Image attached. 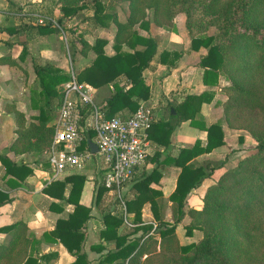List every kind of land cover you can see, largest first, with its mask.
I'll list each match as a JSON object with an SVG mask.
<instances>
[{
	"label": "trees",
	"instance_id": "1",
	"mask_svg": "<svg viewBox=\"0 0 264 264\" xmlns=\"http://www.w3.org/2000/svg\"><path fill=\"white\" fill-rule=\"evenodd\" d=\"M57 1L60 2L63 16H72L82 8L90 6L93 13L89 18L94 24L106 26L109 21H114L117 25L115 44H144L143 48H136L131 52L122 50L117 44L115 52L109 55L104 50L107 42L104 37L97 36L89 43L81 32L74 36L81 43L84 53L90 49L95 53L91 62L75 73L78 82L100 87L120 74L128 79L127 88L115 83L114 91L103 104L95 102L101 106L106 117L119 114L123 108L128 110L123 115L130 114L142 99L149 96V86L144 81L142 70L155 53L156 42L150 36L140 35L133 25L139 21L142 26H147L148 20H144L147 8L152 11L153 21L170 26L174 25V16L183 12L191 47L197 49L203 45L207 48L199 61L204 67L203 81L216 83L219 73L225 75L229 83L224 86L227 94L224 112L234 123L248 130L256 140L248 153L235 165L221 172L206 187L200 208L187 207L185 201L189 191L199 185L219 164L194 165L190 160L198 153L209 151L224 142L220 122L206 126V145L200 146V140H196L192 146L180 148L174 160L181 169L175 188L169 194V199L173 202V221L160 219L153 207L154 216L159 219L157 229L160 239L152 236L143 239L144 234H141L126 241V234L116 235V228L122 222L121 216L106 212L103 214L105 227L100 235L105 238L113 237L117 248L102 254L96 264H110L118 258H129V264H264V122L261 132L254 128V112H264V76L259 77L261 73L264 74V0H127L129 12L124 21L117 19L113 6L106 11L103 0ZM49 25L51 21L39 28L46 30ZM210 28H213L212 32H209ZM170 54L173 52L162 50L159 59L165 63H173L168 57ZM35 72L40 84L39 92L49 106V100L53 96H59L56 84L68 80L70 74L53 66L36 67ZM204 93L206 92L187 96L182 102L183 104L187 101L185 108H177L170 115L177 120L193 117L194 112L189 113L186 109L196 99L200 105L203 98L206 99ZM90 108L88 106L81 110L82 120ZM49 117L50 114L41 109L38 114L39 124L31 123L28 129L19 130L13 144L29 138L30 135H36L37 148H47L54 132L53 123L45 126ZM166 123L169 131L172 124L170 121ZM93 133L94 129L88 128L80 142V149L89 146L88 139ZM0 161L5 167V173H11L15 177L12 178L13 181L24 178L25 173L22 170L30 171L26 164L13 162L3 154H0ZM84 181L85 174L71 171L63 179L50 180L43 188L44 192L73 204L72 211L66 217H58L54 228L43 232L45 238H57L69 251L75 252V259L66 264H87L85 253L80 252L82 226L90 211L88 206L79 201ZM149 181L150 175L137 180L134 183L137 193L126 201V208L135 210L137 220L141 218L140 208L148 197V192H151L149 195L153 201L155 193L148 187ZM68 182L71 186L65 195ZM105 189L100 181L96 187L95 200L101 197ZM10 199L9 193L0 189V204ZM185 213L190 216L189 223L184 226L185 233L190 235L197 228L202 231V236L198 241L182 244L175 227ZM151 226L144 225V231ZM0 231L10 233L8 242L0 243V264H40L36 257L26 256L23 221L2 225ZM135 248V252L131 254ZM144 252L147 254L141 261L140 257Z\"/></svg>",
	"mask_w": 264,
	"mask_h": 264
},
{
	"label": "crops",
	"instance_id": "2",
	"mask_svg": "<svg viewBox=\"0 0 264 264\" xmlns=\"http://www.w3.org/2000/svg\"><path fill=\"white\" fill-rule=\"evenodd\" d=\"M41 1L43 0H0V154L13 162L26 164L30 170L28 172L22 170V173H25L24 178H17L15 182L12 179L15 177L11 173H5V167L0 161V189L8 192L11 197L9 201L0 204V226L23 221L26 256L36 257L40 264H66L75 259V252L69 251L59 239L51 240L43 236V232H49L54 228L58 217H66L73 209L71 202L43 191L50 182L47 176L50 170L48 155L52 139L47 148H37L36 135H30L29 138L13 144L19 130L28 129L31 123L39 124L38 114L41 109L50 114L45 126L53 123L61 97V86L68 81L56 84L59 96H53L49 100L50 105L47 106L45 97L39 92L40 84L35 68L53 66L75 74L89 64L95 53L92 49L86 53L81 50V43L74 39L80 32L89 43L97 36L107 39L104 50L109 55L115 52L117 44L122 50L129 52L143 48L144 44L132 45L127 42L115 44L116 23L109 21L106 26L94 24L89 18L93 13L90 6L82 8L72 16H63L60 2L57 0L56 14L39 12L36 8L40 7H36V3L41 5ZM119 1L126 2V10L120 7L121 14L116 8ZM111 2L103 0L105 10H111L113 6L117 19L124 21L129 12L128 1ZM83 11L85 12L81 20L86 22L87 26L80 28L76 24L71 25L72 19ZM38 14L44 17V21H38ZM151 18L152 11L147 8L144 17V20H148L147 26H142L139 21L133 25L140 35L150 36L156 42V51L142 70L144 81L149 86V96L142 100L152 106L154 116L153 123L148 129V154L144 162L137 167L132 179L122 185L121 198L124 205L114 192H108L107 189L95 200L96 187L102 178V170L97 166L96 160L91 168L84 167L79 171L85 174L79 201L90 209L89 217L82 226L83 240L80 249V252L85 253L87 264H96L102 254L117 248L113 237L105 238L100 235V231L105 227L103 214L106 212L121 216L122 222L116 228V235L126 234V241L141 234H144L143 239L149 236L160 239L157 228L153 233H149L153 224L159 223V219L154 216L153 207L160 219L173 221V202L169 199V194L175 188L176 178L181 169L174 160L180 148L192 146L196 140H200V146L206 145V126L220 122L224 142L209 151L198 153L190 160L194 165L219 164L199 185L189 191L185 201L187 207L200 208L206 187L213 183L221 172L235 165L256 143L248 130L234 123L224 112V103L227 99L224 86L229 83L225 75L219 73L216 83L203 81L204 67L199 61L207 48L203 45L197 49L191 47V38L185 26V14L178 12L173 18L172 26L156 23ZM47 21H51L49 29L39 28ZM68 31L70 38L67 35ZM71 50H77L81 57L85 58V62L77 60ZM162 50L173 52L168 56L173 63H165L159 59ZM81 83L92 88L93 100L98 104H103L114 91L115 83L123 88L129 85L123 74L100 87H94L86 82ZM201 92H206L204 93L206 99L203 98L200 105L196 99L186 109L189 113L194 112L193 117L177 120L170 115L174 114L177 108L180 110L185 108L187 101L183 104L182 102L187 96H195ZM127 111V108H123L119 114ZM89 112L85 113L84 118ZM169 121L172 127L168 131L166 122ZM87 130H84V136ZM95 138L93 133L90 139L95 141ZM70 172H64L57 178L63 179ZM147 175H150L148 187L154 190L155 194L152 201L150 198L152 196L149 195L151 192L147 193L148 197L140 208L141 218L137 220L135 210L126 208V201L137 193L134 183ZM70 186L69 182L66 183L65 195L68 194ZM189 221L190 216L185 213L176 222L175 232L182 244L198 241L202 236V231L197 228L193 229L190 235L185 233L184 226ZM146 224L152 226L144 231L143 227ZM9 238V232L0 231V243L8 242ZM135 250L136 248L131 254ZM146 254L147 252H144L141 255V261L145 259ZM121 260L115 259L110 264H116Z\"/></svg>",
	"mask_w": 264,
	"mask_h": 264
},
{
	"label": "built area",
	"instance_id": "3",
	"mask_svg": "<svg viewBox=\"0 0 264 264\" xmlns=\"http://www.w3.org/2000/svg\"><path fill=\"white\" fill-rule=\"evenodd\" d=\"M38 21L44 17L37 15ZM91 106L82 120L83 108ZM154 119L152 106L142 100L130 114L106 117L101 106L93 100L92 88L76 80L73 72L64 83L56 116L53 120V138L49 149L48 181L67 171L82 170L96 155V164L102 170L101 182L108 192L121 198L122 185L130 181L148 154V129ZM94 129L98 150L80 149L85 129ZM124 207V206H123ZM153 224L149 233H153ZM144 257V255H143ZM116 264H129V258ZM137 264H141L140 262Z\"/></svg>",
	"mask_w": 264,
	"mask_h": 264
},
{
	"label": "rangeland",
	"instance_id": "4",
	"mask_svg": "<svg viewBox=\"0 0 264 264\" xmlns=\"http://www.w3.org/2000/svg\"><path fill=\"white\" fill-rule=\"evenodd\" d=\"M85 1H90V0H85ZM106 1H108L109 3L111 2V0H106ZM41 2H42L41 5H40V3L39 4L36 3V7H40L41 8V9L40 8H36V9H38L39 12L56 14V11L55 10H56V8H58V6H57L58 4H57V2L55 0H43ZM125 3H126L125 1H119L118 2V6H116V8L119 11V14L122 13L121 12V8H123L124 10H126L125 9ZM84 12L85 11L77 14L76 17L72 19L71 25H75L76 24L80 28L86 27L87 26V23L86 22H82V20H81L82 15L84 14ZM213 28H210L209 29V32H212L213 31ZM66 29H68V28H65V30ZM67 35L70 38L69 31H68ZM89 38L92 39L91 37H89ZM70 49H71V47H70ZM71 53H72V55H75V57H76L77 60H82V61L85 62V60H84L85 58H82L81 55H80V53L77 50H73V51L71 50ZM263 76H264L263 73H261L259 75L260 78H263ZM63 85L61 86V91H62ZM56 113H57V110L54 113L55 116H56ZM254 115L256 116L255 119H254V128L258 129L261 132V130L263 128V122H264V112L263 111H255L254 112ZM95 160L97 161V157L93 155L92 156V160L91 161L89 160L88 163H87V165L85 167L91 168L92 166H94Z\"/></svg>",
	"mask_w": 264,
	"mask_h": 264
},
{
	"label": "water",
	"instance_id": "5",
	"mask_svg": "<svg viewBox=\"0 0 264 264\" xmlns=\"http://www.w3.org/2000/svg\"><path fill=\"white\" fill-rule=\"evenodd\" d=\"M89 148L92 152H96L98 150L97 143L94 140L88 139Z\"/></svg>",
	"mask_w": 264,
	"mask_h": 264
}]
</instances>
